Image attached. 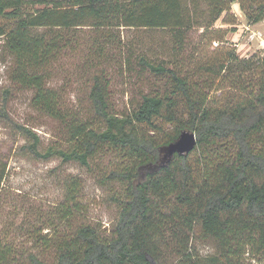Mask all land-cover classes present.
<instances>
[{"label": "trees", "instance_id": "obj_1", "mask_svg": "<svg viewBox=\"0 0 264 264\" xmlns=\"http://www.w3.org/2000/svg\"><path fill=\"white\" fill-rule=\"evenodd\" d=\"M233 1L211 2L216 9L212 25L205 28L212 29ZM260 7L258 16H250L253 22L264 20V4ZM191 8L184 0H0V35L17 58L13 80L35 89L36 108L68 125L69 149L51 147L44 153L37 148V134L26 130L34 141L32 153L84 167L104 147L130 157L124 171L110 176L125 184L110 232L79 222L82 185L73 179L65 201L57 206L65 229L51 238V232L35 231L40 254L18 252L0 240V264H251L248 256L264 260V57L244 64L234 55L228 64L207 67L215 77L192 81L190 73L142 56L141 66L165 79V85L143 93L137 107L122 115L112 109L110 86L100 72L89 93L99 126L65 113L59 92L46 84L44 70L58 55L59 45L41 29L139 26L170 29L181 37L201 24L198 9ZM227 75L234 95L219 106L210 92ZM184 131L196 134L197 148L169 158L166 147ZM159 135L163 137L157 141ZM6 167L0 161V187ZM197 227L217 241L219 250L213 256L201 257L191 246Z\"/></svg>", "mask_w": 264, "mask_h": 264}, {"label": "rangeland", "instance_id": "obj_2", "mask_svg": "<svg viewBox=\"0 0 264 264\" xmlns=\"http://www.w3.org/2000/svg\"><path fill=\"white\" fill-rule=\"evenodd\" d=\"M216 1L224 4L230 0ZM211 2L184 0L188 9H198L196 19L204 26L196 25L181 37L170 29L139 26L41 29L40 33L55 38L59 45L58 55L44 70L46 84L59 92L65 113L78 121H94L99 126L101 121L93 120L89 93L94 77L100 72L110 86L112 109L122 115L137 107L143 93L165 85V79L155 77L141 66L142 56L155 64L190 73L192 81L215 77L207 67L228 64L234 55L244 64L256 61L257 56L264 57V20L256 23L250 19L251 15H259L264 0L231 2L229 11L209 29L205 26L212 25L216 9L212 3L217 4L215 0ZM16 62L7 38L0 35V161L7 165L0 187V240L13 245L18 252L30 249L40 254L42 249L36 245L33 235L43 229L44 233L51 232L47 234L51 238L65 229L57 206L65 201L67 185L73 179L82 185L77 195L82 215L79 222H92L110 232L119 216L118 200L125 190L123 182L110 176L124 171L130 157L119 149L104 147L93 157L90 166L84 167L77 162H64L58 156L43 159L34 155L31 151L34 141L26 130L37 134L40 139L37 148L44 153L51 147L69 149L68 125L33 105L35 89L13 80ZM230 80L228 75L224 82L219 79L210 92L219 106L234 95ZM162 137L159 135L157 141ZM191 157L196 158L197 154ZM191 246L201 257L213 256L219 250L217 241L205 237L199 228ZM248 257L247 263L264 264V260ZM47 259L51 260L48 256Z\"/></svg>", "mask_w": 264, "mask_h": 264}, {"label": "water", "instance_id": "obj_3", "mask_svg": "<svg viewBox=\"0 0 264 264\" xmlns=\"http://www.w3.org/2000/svg\"><path fill=\"white\" fill-rule=\"evenodd\" d=\"M198 146L197 136L194 132L184 131L180 137L166 147V153L172 158L176 153L189 155Z\"/></svg>", "mask_w": 264, "mask_h": 264}, {"label": "built area", "instance_id": "obj_4", "mask_svg": "<svg viewBox=\"0 0 264 264\" xmlns=\"http://www.w3.org/2000/svg\"><path fill=\"white\" fill-rule=\"evenodd\" d=\"M263 44H264V41H263Z\"/></svg>", "mask_w": 264, "mask_h": 264}]
</instances>
